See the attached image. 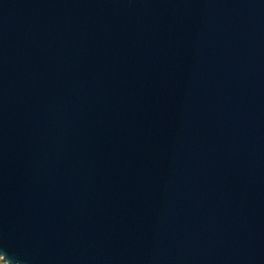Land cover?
Returning a JSON list of instances; mask_svg holds the SVG:
<instances>
[{
  "label": "water",
  "instance_id": "water-1",
  "mask_svg": "<svg viewBox=\"0 0 264 264\" xmlns=\"http://www.w3.org/2000/svg\"><path fill=\"white\" fill-rule=\"evenodd\" d=\"M7 264H264V0H0Z\"/></svg>",
  "mask_w": 264,
  "mask_h": 264
},
{
  "label": "rangeland",
  "instance_id": "rangeland-1",
  "mask_svg": "<svg viewBox=\"0 0 264 264\" xmlns=\"http://www.w3.org/2000/svg\"><path fill=\"white\" fill-rule=\"evenodd\" d=\"M0 264H7L0 256Z\"/></svg>",
  "mask_w": 264,
  "mask_h": 264
}]
</instances>
